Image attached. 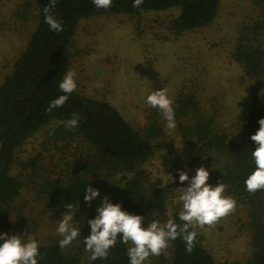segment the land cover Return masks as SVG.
I'll use <instances>...</instances> for the list:
<instances>
[{
    "label": "rangeland",
    "instance_id": "374dc122",
    "mask_svg": "<svg viewBox=\"0 0 264 264\" xmlns=\"http://www.w3.org/2000/svg\"><path fill=\"white\" fill-rule=\"evenodd\" d=\"M211 23L193 30L173 32L170 21L177 10L141 12L134 15L113 13L82 18L68 49V68L75 72L80 95L103 100L115 107L134 129L144 134L150 107L146 97L163 88L174 101L193 96L203 114L216 116L218 127L239 143L247 137L240 129L249 100L248 80L232 52L242 33L248 32L260 14L262 0H219ZM35 24V7L30 0H0V83L11 70ZM264 45V35L260 37ZM66 75V74H65ZM193 120V119H192ZM162 131L152 139L154 154L141 164L145 185L158 182L165 189V200L157 209L145 210L142 226L157 220L161 225L178 217L175 204L178 170L189 178L203 166L209 172L207 183L215 186L217 168L225 158L206 154L195 157L189 138H182L158 120ZM88 152L83 139L69 135L66 122L53 120L29 137L14 154L11 175L21 183L19 195L0 204V233L35 239L38 244L62 239L57 234L59 219L66 208H52L45 192L50 183L63 182L73 166ZM99 195L92 201L72 207L73 226L102 203L107 196L116 203L123 186L122 174L105 171L90 175ZM224 195L235 200V210L212 226H197L202 246L217 264H247L251 258L249 206L233 190ZM3 241L0 240V243ZM129 246V245H128ZM68 248L77 250L80 264L89 256L74 239ZM163 254L150 255L144 264H161Z\"/></svg>",
    "mask_w": 264,
    "mask_h": 264
},
{
    "label": "trees",
    "instance_id": "16d2710c",
    "mask_svg": "<svg viewBox=\"0 0 264 264\" xmlns=\"http://www.w3.org/2000/svg\"><path fill=\"white\" fill-rule=\"evenodd\" d=\"M35 7V24L25 46L15 57L11 70L0 83V204L13 201L20 192V181L10 173L14 154L29 137L53 120L67 122L78 117L75 128L69 135L83 139L88 146L87 154L73 166L72 173L63 182L50 183L45 197L52 208L85 203L86 187L95 188L90 175L105 171L106 174L123 175V186L117 202L122 210L141 215L145 210L157 209L164 203L165 189L158 182L145 185V173L140 168L154 154L152 139L159 136L162 128L158 120L165 119L157 108L149 107L148 126L144 134L130 125L119 111L106 101L80 95L73 91L61 106L48 111L49 103L60 95L59 83L68 68V49L73 33L82 18L94 15L121 13L134 15L141 12L177 10L170 21L173 32L193 30L208 25L219 9V0H143L133 7V0H112L111 7L97 8L92 0H56L52 15L61 23L62 31L50 29L45 22L43 9L50 0H30ZM260 14L248 32L236 41L232 56L248 80L249 100L240 127L247 137L239 143L218 127L216 116L202 113L193 96H183L173 101L175 130L182 138H189L195 157L206 154L224 157L217 168L215 182L233 190L249 206L251 258L247 264H264V190L250 193L245 179L254 170L251 151L256 147L250 139L259 128V119L264 117V0L260 3ZM193 119V120H192ZM178 172L177 167L172 168ZM65 203V204H64ZM96 216L90 210L79 220L80 235L76 238L85 250L84 237L91 229L88 220ZM175 223L183 222L175 217ZM165 224V223H164ZM191 252L186 251L181 236L169 240L163 249L161 264H217L202 246L198 231ZM59 240L38 244V264H80L77 250L59 246ZM128 245L117 236L114 247L109 249L106 259H90L89 264H130Z\"/></svg>",
    "mask_w": 264,
    "mask_h": 264
},
{
    "label": "clouds",
    "instance_id": "9594fccd",
    "mask_svg": "<svg viewBox=\"0 0 264 264\" xmlns=\"http://www.w3.org/2000/svg\"><path fill=\"white\" fill-rule=\"evenodd\" d=\"M56 0H50L49 5L43 9L45 22L50 29L60 32L62 26L52 15ZM97 8L107 9L111 7L112 0H92ZM143 0H133L132 6L139 7ZM75 72L69 70L59 83V89L65 93L49 103L48 111L61 107L68 99V94L76 90ZM146 103L157 108L166 121L168 129L176 127L173 101L169 98L167 91L163 88L152 91L146 97ZM259 128L251 135L250 139L256 147L251 151V157L255 164L254 170L246 177L244 183L246 190L255 193L264 190V117L260 118ZM78 117L73 116L66 122V127L75 128ZM179 181H188L187 187L174 189L178 195L174 201L180 204L177 213L182 224L168 220L161 225L153 219L147 227L142 226L141 215L130 214L122 210L120 204L109 202L107 196L96 209V216L88 220L90 233L84 237L85 250L91 253L90 259H106L109 249L114 247L117 236L121 242L129 245L127 256L130 264H144L150 255H160L161 251L168 246L169 240H175L181 236L186 244V251L191 252L196 237L195 231L190 228L205 225L212 226L219 219L225 217L235 210V200L225 196V185L218 182L215 186L207 183L209 172L203 166L195 170V175L189 178L183 170H178ZM99 195V190L89 185L86 187L83 198L86 202ZM65 204V203H64ZM65 211L59 219L57 234L62 237L59 246L64 248L80 235V228L73 226L74 220L71 204H65ZM0 264H38V243L35 239H25L19 235H8L0 233Z\"/></svg>",
    "mask_w": 264,
    "mask_h": 264
}]
</instances>
